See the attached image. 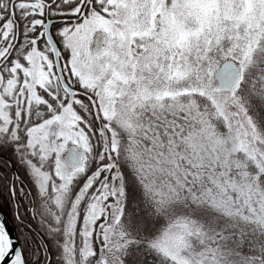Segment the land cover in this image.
<instances>
[{
  "label": "snow or ice",
  "instance_id": "snow-or-ice-1",
  "mask_svg": "<svg viewBox=\"0 0 264 264\" xmlns=\"http://www.w3.org/2000/svg\"><path fill=\"white\" fill-rule=\"evenodd\" d=\"M223 4L0 0V264H264V0Z\"/></svg>",
  "mask_w": 264,
  "mask_h": 264
},
{
  "label": "rangeland",
  "instance_id": "rangeland-1",
  "mask_svg": "<svg viewBox=\"0 0 264 264\" xmlns=\"http://www.w3.org/2000/svg\"><path fill=\"white\" fill-rule=\"evenodd\" d=\"M188 13L198 20H210L225 14L223 0H184Z\"/></svg>",
  "mask_w": 264,
  "mask_h": 264
},
{
  "label": "trees",
  "instance_id": "trees-1",
  "mask_svg": "<svg viewBox=\"0 0 264 264\" xmlns=\"http://www.w3.org/2000/svg\"><path fill=\"white\" fill-rule=\"evenodd\" d=\"M0 160H10V162L15 160V157L12 156V151H11V148L10 147H8L4 151V153L2 155H0ZM17 170H18V166L13 163L12 164V168L10 169V171H17ZM7 216L11 220V222H12V224L14 226L15 233H16V237H18V235H19L18 226L14 223V221H13L10 213H8ZM34 227H35V225H34ZM18 242H19L20 246L23 243L20 240H18ZM47 243L49 244V247H50V250H51V241H47ZM36 244H38V241L36 239V235L34 234L33 235V238H32V242H31V246H26V253L31 252L32 247L35 246Z\"/></svg>",
  "mask_w": 264,
  "mask_h": 264
},
{
  "label": "water",
  "instance_id": "water-1",
  "mask_svg": "<svg viewBox=\"0 0 264 264\" xmlns=\"http://www.w3.org/2000/svg\"><path fill=\"white\" fill-rule=\"evenodd\" d=\"M0 219H4V217H0ZM6 226L9 228L10 234L13 236V239L16 240L17 237H16V234H15V231H14L13 225H12V223H11V221L9 220L8 217L6 218ZM16 247H20V244H19L18 240H17Z\"/></svg>",
  "mask_w": 264,
  "mask_h": 264
}]
</instances>
